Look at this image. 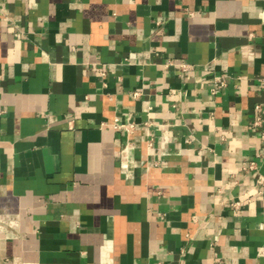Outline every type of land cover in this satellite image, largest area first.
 <instances>
[{
	"label": "crops",
	"instance_id": "crops-1",
	"mask_svg": "<svg viewBox=\"0 0 264 264\" xmlns=\"http://www.w3.org/2000/svg\"><path fill=\"white\" fill-rule=\"evenodd\" d=\"M0 264H264V0H0Z\"/></svg>",
	"mask_w": 264,
	"mask_h": 264
},
{
	"label": "built area",
	"instance_id": "built-area-1",
	"mask_svg": "<svg viewBox=\"0 0 264 264\" xmlns=\"http://www.w3.org/2000/svg\"><path fill=\"white\" fill-rule=\"evenodd\" d=\"M226 85H227V78L226 77H219L216 79L215 86L213 89L215 90L216 88H222V87H225ZM258 121H259V119H258ZM114 126L117 129L128 128L127 124L119 121L118 119L115 120ZM254 165H255V162H252L251 167H253Z\"/></svg>",
	"mask_w": 264,
	"mask_h": 264
}]
</instances>
